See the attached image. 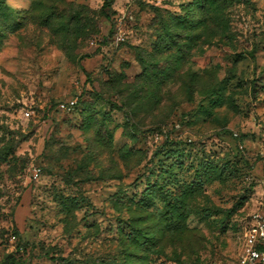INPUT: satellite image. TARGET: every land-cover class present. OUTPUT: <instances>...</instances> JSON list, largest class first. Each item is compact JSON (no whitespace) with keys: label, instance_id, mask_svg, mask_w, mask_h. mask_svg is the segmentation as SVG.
<instances>
[{"label":"rangeland","instance_id":"obj_1","mask_svg":"<svg viewBox=\"0 0 264 264\" xmlns=\"http://www.w3.org/2000/svg\"><path fill=\"white\" fill-rule=\"evenodd\" d=\"M7 3L0 264L241 257L264 206V0Z\"/></svg>","mask_w":264,"mask_h":264},{"label":"built area","instance_id":"obj_2","mask_svg":"<svg viewBox=\"0 0 264 264\" xmlns=\"http://www.w3.org/2000/svg\"><path fill=\"white\" fill-rule=\"evenodd\" d=\"M244 243V253L237 260H210L206 264H264V206L254 214L253 221L246 228Z\"/></svg>","mask_w":264,"mask_h":264},{"label":"trees","instance_id":"obj_3","mask_svg":"<svg viewBox=\"0 0 264 264\" xmlns=\"http://www.w3.org/2000/svg\"><path fill=\"white\" fill-rule=\"evenodd\" d=\"M107 5H110V2H108ZM11 14H12V7L7 3V0H0V33L3 30V27L1 26V20L2 19L5 21H9V19L11 20ZM97 95L100 94L98 93ZM131 125L133 126L134 123H131ZM9 152L10 151L8 150L6 151V153L8 154ZM2 153L4 152L0 150V156ZM182 192L180 191L177 195L169 196V203L167 208L168 214L165 215L168 220L174 221L176 224H179V221L185 209V197H183ZM175 226L178 227L179 225L178 226L175 225ZM130 229L133 230L132 231L133 236H129L133 244H139V245L147 244L146 246L151 245L150 244L151 238L148 237L150 235H147V231H144L134 225L131 226ZM126 237L128 238V236Z\"/></svg>","mask_w":264,"mask_h":264}]
</instances>
